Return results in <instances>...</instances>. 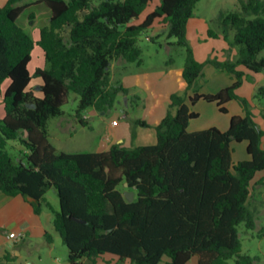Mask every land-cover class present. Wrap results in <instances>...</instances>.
Returning <instances> with one entry per match:
<instances>
[{"label": "trees", "instance_id": "16d2710c", "mask_svg": "<svg viewBox=\"0 0 264 264\" xmlns=\"http://www.w3.org/2000/svg\"><path fill=\"white\" fill-rule=\"evenodd\" d=\"M22 1L6 0L0 6V105L5 112L0 118V193L36 200L37 214L42 205L51 210L70 264L83 259L93 264L105 254L130 264H160L164 258L165 264H188L192 258L196 264H253L252 257L241 253L238 227L244 223L247 230H256L255 237L264 238V225L257 230V214L249 202L253 179L264 172V131L235 90L243 76L237 66L264 73V0H238L237 10L218 13L219 31L209 29L207 35H220L236 47L237 59L204 63L195 59L186 36L200 0H161L139 25L131 23L151 0H44L49 22L37 41L18 23ZM156 20L175 39L171 45L185 52L184 95L170 96L166 115L154 127L156 143L57 152L48 142V121L63 114L61 107L72 94L78 98L75 116L82 125L87 109L106 112L119 94L127 95L124 85L112 80L111 65L118 60L141 65L138 39ZM35 46L45 64L31 74ZM206 64L235 81L213 95L194 93ZM34 77L41 79L39 96L30 86ZM256 98H264V86L258 87ZM199 100L214 103L221 113L237 100L245 114L232 116L226 131L190 133L188 124L198 117L190 105ZM133 124L149 126L141 120ZM9 141L21 144L23 159L8 156ZM232 142L246 143L247 160L232 161ZM51 188L58 211L45 199ZM125 191L134 192L133 201ZM45 238L52 243L50 234Z\"/></svg>", "mask_w": 264, "mask_h": 264}, {"label": "crops", "instance_id": "0c3cea01", "mask_svg": "<svg viewBox=\"0 0 264 264\" xmlns=\"http://www.w3.org/2000/svg\"><path fill=\"white\" fill-rule=\"evenodd\" d=\"M40 1L43 0H30V4H28L30 8H32L31 10H33L28 15V18H31V22L34 21L32 26L29 27V30L32 31L31 33L34 41L39 39L40 29L46 26L49 22L48 15L50 12L48 8L42 5V2V4L37 3ZM160 1L161 0H151L143 13H141L137 20L133 21L131 24H141L146 16L153 12L160 4ZM22 2L19 6H24L23 4L25 3ZM5 3L6 0H0V6H4ZM36 9H38V11L34 13ZM41 18L44 20H41ZM149 29H152V32L154 33H165L166 24L163 23L162 20H156ZM208 29V21L197 14H194L187 22V41L193 51L195 59L198 62H203L207 58H216L219 61L236 60L237 49L235 47L232 48L230 55L227 56L225 51L228 48V44L221 37L208 38ZM228 53L229 52H227V54ZM142 65L143 63L139 66L134 63L128 64L122 60L112 63V80L121 82L128 92L127 95H118L125 98V107L119 116L122 121L117 120L116 122V120H111L109 122L106 136V142L108 143H106L105 146L100 148L97 152L107 151L109 147L114 144L128 148L154 145L156 143V133L154 127L158 125L166 115L170 96L173 93H181L185 90V83L182 79L183 66L174 69V62H170L169 66L166 63V65L161 68L145 69ZM238 68L237 70L242 71L245 77H249L250 73L253 74V76L255 75L259 80H264L263 72L253 73L243 66H239ZM203 71L201 77H199L195 83L193 89L194 93L213 95L230 86L234 82L229 74L225 75V71H219V69L216 68L213 70L206 68L204 73ZM173 78L176 83L175 88H169L168 80ZM35 79V87L38 88L41 85V79ZM205 82L210 83L208 88L209 90L200 88L201 83ZM258 85L260 84L257 82L256 87ZM243 86L244 83L242 80V84L235 90V94L237 97L248 102L244 96L246 93L242 92ZM254 91L255 87L253 88L252 93H254ZM193 92L189 95H192ZM248 92H251V90L249 89ZM34 93L36 94L37 92ZM252 93L250 97L253 96ZM36 95L39 96L40 93L38 92ZM262 100L264 101V98ZM133 101L136 102L135 108L140 111V113H130L131 107L129 106ZM233 101L234 100L225 105L227 111V107L229 108ZM0 109V118H3L5 114L4 107H0ZM256 111L257 114L251 112L252 119L257 127L264 131V107L260 106ZM96 114H99V112L90 108L89 113H83V122L87 123V121L91 119L90 116L92 117ZM232 116H244V114L236 113ZM136 120L144 121L149 126L143 127L140 125H134L133 123ZM113 122L116 123L113 124ZM229 122L228 124L227 122H224L219 127L216 125L213 127L219 129L220 131H226L229 128ZM261 147L264 149V136L261 139ZM257 175H262L260 179H264V172L258 173ZM257 175L253 179V190L255 185L260 181V179L256 180L258 177ZM36 205H38L37 202L25 199L21 195L9 197L0 193V264H70L67 260V249L66 251L61 250L60 253L57 252L58 243L56 238L58 235L54 231L52 224L53 213L43 205L41 212L37 214L35 212ZM11 233H14L15 237H9V234ZM46 233L52 236V243L47 242L45 238ZM167 261L168 259L164 258L160 264H165ZM196 263V258H192L188 264ZM80 264H89V261L83 259L80 261ZM93 264H130V261L120 260L116 256L105 254L98 257Z\"/></svg>", "mask_w": 264, "mask_h": 264}, {"label": "rangeland", "instance_id": "374dc122", "mask_svg": "<svg viewBox=\"0 0 264 264\" xmlns=\"http://www.w3.org/2000/svg\"><path fill=\"white\" fill-rule=\"evenodd\" d=\"M29 1L30 0H24L22 2L25 4H23L24 6L21 7H24L25 9L19 16L18 21H19V25L22 28H24V30H26L28 33H30L32 36L31 33L32 31L29 30L30 29L29 27L32 26V23L34 21L32 20L33 22H31V18H28V15L31 13V11H33L31 10L32 8H30V6L28 5L30 4ZM43 1L37 3L42 4ZM99 1L100 0H93L94 3H97ZM42 5L46 7L45 3H43ZM237 9H238V0H200V2L197 4L194 14H197L205 18L209 23V29L217 33L219 31L217 29V23H216V17L218 13L220 11L231 12ZM36 11H38V9H36L34 13H36ZM41 20L44 19L41 18ZM219 37L223 39L222 36L219 35L217 38ZM174 41H175L174 38H168L166 32L154 33L152 32V29H148L144 31L138 39V45L142 50V54H141V60L143 63L142 66L145 69H156V68L164 67L166 63L169 66V63L171 62L170 60H172L174 62V66H173L174 69L182 67L185 59V52L184 49L171 45ZM225 42L228 44V48L225 51V54L229 56L230 51H232L231 49L234 47L229 46V43L227 41ZM227 52L229 53L227 54ZM261 55H264V52ZM209 59L210 58H207L201 63H204ZM235 61L236 60H232L231 62H235ZM44 64H45V60L43 58L42 51L38 46H35L31 53V62L28 67L30 73L34 74L35 69L38 67H43ZM238 67L239 66H237V68ZM206 68L212 70L215 69L212 65L206 64L203 73L206 71ZM228 74H229L228 72H225V75ZM229 75L232 77L233 81H235L233 75L231 74ZM254 76L253 74L249 73V77L248 76L245 77L243 73L242 80L244 86L242 88V92L246 93V95L244 96L248 101L247 105L249 111L252 113L254 112V114H257L256 111L257 108L260 106L264 107V101L262 99L256 98V91L258 87L264 86V80L261 81L256 76L255 77ZM173 80L174 78L168 80L169 88H173V87L175 88L176 83L175 80L174 81ZM35 81L36 79L34 77L31 81V87L33 88L34 92H37L36 94H38L39 91L38 88L35 87L36 85ZM257 82L260 85L256 87ZM7 84L8 82H5V84H3V89H5ZM209 86L210 83L205 82V83H201L200 88L209 90L208 89ZM254 87H255V91L254 93H252ZM249 89L251 90V92H248ZM184 91L177 94L184 95ZM251 93L253 94V96L250 97ZM135 104H136L135 101L130 103L129 107H131L130 108L131 114H135V113L137 114L138 112L140 113V111H138L135 108L136 107ZM77 105H78V98L73 94L70 95L61 107L63 112L61 117L53 118L48 121V142L51 146H53L57 150V152L91 153V152H97L98 150H100V148L104 147L105 144L108 143L106 142V136H107V126L109 122L111 120H116V122L117 120L122 121L119 118V116L121 115V111L125 107V98L118 96L112 108H110L106 112H100L99 114H96L92 117L90 116L91 119L87 121V123H84V125H82L75 116ZM0 107H3V105H0ZM190 109L198 115L196 119L191 120L188 124L187 131L190 133L206 130L209 128H215L213 127L214 125L219 127L224 122H227L228 124V122L230 121V117L233 114L236 113L245 114V110L243 106L237 100H234L229 108L227 107L228 109L227 113H221L217 109L214 103H208L203 100H199L195 105H190ZM89 112L90 109H87L84 112V114ZM231 146L233 148L232 161L234 163L245 161L248 159V156L246 154L245 142H239V143L232 142ZM5 151L8 154V156H10L13 160L23 159L24 148L18 142L9 141L7 143ZM261 176L262 175L258 176L256 180H259ZM119 188L123 189V187L121 186ZM45 198H46V202L50 205V207L54 211L59 210V201L57 198L56 191L53 188H51L47 192ZM249 202L251 207L255 209L257 214L258 219L256 223L258 230L264 225V179H260L258 184L255 185ZM47 209L49 210V208ZM49 211L51 212V210ZM255 232L256 230L254 232L247 230L244 226V223H241L239 225L238 234L241 242V253L243 255H248L252 257L254 259L253 264H264V238L259 239L255 237ZM56 239L58 243L57 252L60 253L61 250L66 251V246L63 244L60 236H58ZM230 263L234 264V261H230Z\"/></svg>", "mask_w": 264, "mask_h": 264}, {"label": "water", "instance_id": "95a60500", "mask_svg": "<svg viewBox=\"0 0 264 264\" xmlns=\"http://www.w3.org/2000/svg\"><path fill=\"white\" fill-rule=\"evenodd\" d=\"M124 186L127 187V183H125ZM124 196L126 197V199H127L129 202H131V201H133V198H134V192H133V191H125V192H124ZM31 201H32V202H37V201L34 200V199H31ZM75 220L78 221V222H83V221H81V220H79V219H75Z\"/></svg>", "mask_w": 264, "mask_h": 264}, {"label": "built area", "instance_id": "2783aa9c", "mask_svg": "<svg viewBox=\"0 0 264 264\" xmlns=\"http://www.w3.org/2000/svg\"><path fill=\"white\" fill-rule=\"evenodd\" d=\"M147 40H148V38H147ZM116 122H113V124H115ZM9 237H11V238H13V237H15V234L14 233H11V234H9Z\"/></svg>", "mask_w": 264, "mask_h": 264}]
</instances>
